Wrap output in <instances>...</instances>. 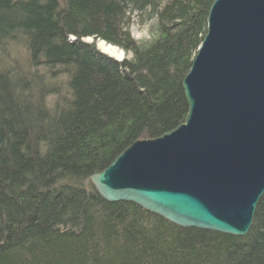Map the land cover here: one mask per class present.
Returning a JSON list of instances; mask_svg holds the SVG:
<instances>
[{
  "label": "trees",
  "instance_id": "trees-1",
  "mask_svg": "<svg viewBox=\"0 0 264 264\" xmlns=\"http://www.w3.org/2000/svg\"><path fill=\"white\" fill-rule=\"evenodd\" d=\"M213 1L0 0V46L21 45L28 67L66 89L52 97L0 64V264H264V193L235 236L108 202L89 180L134 140L184 121L182 79ZM149 22L156 36L137 42L129 25Z\"/></svg>",
  "mask_w": 264,
  "mask_h": 264
},
{
  "label": "water",
  "instance_id": "water-1",
  "mask_svg": "<svg viewBox=\"0 0 264 264\" xmlns=\"http://www.w3.org/2000/svg\"><path fill=\"white\" fill-rule=\"evenodd\" d=\"M206 24L182 79L184 121L89 180L108 202L244 236L264 193V0H214Z\"/></svg>",
  "mask_w": 264,
  "mask_h": 264
},
{
  "label": "rangeland",
  "instance_id": "rangeland-1",
  "mask_svg": "<svg viewBox=\"0 0 264 264\" xmlns=\"http://www.w3.org/2000/svg\"><path fill=\"white\" fill-rule=\"evenodd\" d=\"M129 32L131 36L139 43H146L152 40L156 36L155 29L151 22L145 25H138L137 23H132L129 25ZM84 41L91 42V38H84ZM96 46V42H95ZM116 47V46H115ZM118 48V47H117ZM120 49V48H118ZM121 50V49H120ZM100 51V50H99ZM123 55L121 59H129L131 57L130 53H125L121 50ZM25 58V54L21 45L4 43L0 46V64L5 67H10L11 69H19L25 73H32L34 76L41 79L48 89L51 90L50 94L52 97L63 96L66 92L63 77L61 75L50 76L48 71H45L41 67H28ZM58 73V71H55ZM50 97V99L52 98ZM54 99L51 101L53 102Z\"/></svg>",
  "mask_w": 264,
  "mask_h": 264
},
{
  "label": "bare ground",
  "instance_id": "bare-ground-1",
  "mask_svg": "<svg viewBox=\"0 0 264 264\" xmlns=\"http://www.w3.org/2000/svg\"><path fill=\"white\" fill-rule=\"evenodd\" d=\"M199 46H198V48H199ZM96 48L98 50H100L101 52H103L104 54H106L107 56L112 57L115 60L121 59V57L123 55V53L120 49H118L117 47H115L113 45L107 44L103 40H97L96 41Z\"/></svg>",
  "mask_w": 264,
  "mask_h": 264
}]
</instances>
